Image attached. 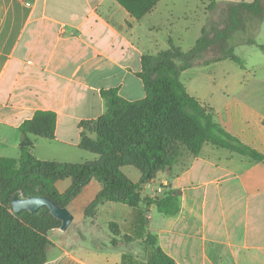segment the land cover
Wrapping results in <instances>:
<instances>
[{
    "label": "crops",
    "instance_id": "1",
    "mask_svg": "<svg viewBox=\"0 0 264 264\" xmlns=\"http://www.w3.org/2000/svg\"><path fill=\"white\" fill-rule=\"evenodd\" d=\"M176 1L160 0L137 21L115 0H0V158H19V127L41 111L53 113L56 123L52 140L28 136L37 160L94 161V155L79 148L80 124L106 112L100 93L117 89L127 101L143 99L137 74L144 55H156L170 45L181 49L179 32L191 28L196 30L194 45L211 2L253 0H204L186 11L178 9ZM258 30L263 41L256 43L264 45V18ZM261 54L260 63L250 64L235 53L243 66L223 61L192 68L180 81L226 133L264 157ZM156 182L158 186L153 182L144 187L152 186L155 197L169 190L182 192L178 215H163L153 229L148 227L153 222L149 217L145 229L157 236L176 264H264L263 162L204 145L181 171L172 176L160 173ZM70 184V179L58 181L55 189L63 194ZM101 189L92 179L68 203L65 208L73 220L65 231L48 232L44 264H122V257L132 254L135 242L113 248L107 221L97 214L84 215ZM159 189L163 193H157ZM144 209L155 207L140 205L141 213ZM125 232L129 234L121 229Z\"/></svg>",
    "mask_w": 264,
    "mask_h": 264
},
{
    "label": "trees",
    "instance_id": "2",
    "mask_svg": "<svg viewBox=\"0 0 264 264\" xmlns=\"http://www.w3.org/2000/svg\"><path fill=\"white\" fill-rule=\"evenodd\" d=\"M115 1L138 21L160 0ZM215 7L223 12L221 23L209 33L203 28L192 49L184 52L170 45L156 55L142 57L137 77L144 87L143 99L127 101L118 95L117 89L100 93L106 112L96 121L80 124L79 148L94 155V161L69 164L37 160L31 153L33 143L28 136L52 140L56 117L50 112L37 111L21 124L24 145L20 147L19 158H0V264H44L50 246L47 234L60 227V222L46 208L34 214H13L9 207L13 197H44L65 208L92 179L102 189L86 208L85 217L97 214L99 219L107 221L113 248L122 242L136 241L143 248L144 263L124 255L122 264H176L161 249L157 236L146 232L147 223L140 205L154 206L164 216H176L180 212L182 192L169 190L161 198H141L143 187L158 172L171 175L179 159L185 155L188 160L198 156L204 145L264 163L260 153L226 133L180 81L184 71L196 67L223 61L243 66V60L235 56V48L229 41L235 33L246 31L247 19L256 22V29L259 27L264 18V0L211 2L206 10L210 12ZM245 45L264 53V45L253 39H248ZM87 125H93L94 139L89 138ZM124 166L139 171L136 183L120 172ZM66 179L71 184L66 192L59 194L55 183ZM98 207L100 210L96 212ZM121 229H127L129 234H122Z\"/></svg>",
    "mask_w": 264,
    "mask_h": 264
},
{
    "label": "rangeland",
    "instance_id": "3",
    "mask_svg": "<svg viewBox=\"0 0 264 264\" xmlns=\"http://www.w3.org/2000/svg\"><path fill=\"white\" fill-rule=\"evenodd\" d=\"M203 3L202 1L204 0H177L176 4L178 9L186 11V10H194L197 3L198 2ZM205 5L209 4V1H205L204 2ZM200 10H203V7L201 6L199 8ZM207 16L205 19V25L204 28L207 30V32H210V29L213 27H217L219 25V23H221L222 18H223V12L221 11L220 8H213L212 11L210 12H206ZM183 24V23H182ZM256 22L255 21H251L249 19L246 20V31L245 32H238L235 33L232 38L229 41V44L231 46H233L234 48L236 47V54L241 57L244 58L245 61H249L250 64L251 63H260L259 58L262 56V54L260 53V51H258L257 49H255L254 47H248V49H245L244 47H242L243 45L246 44V41L248 39H253L255 42L257 43H262V38L260 36H258V28H255ZM179 32V31H177ZM179 35L181 36L180 39V47L182 49V51H188L190 49L193 48V43H194V39L196 36V30L195 28H191L189 31H184L182 30L181 32H179ZM246 46V45H245ZM235 51V49H234ZM240 58V59H241ZM198 68V67H196ZM198 70V69H197ZM203 72H207L208 69L207 68H202L201 69ZM199 71V70H198ZM199 72H197L196 74L193 73L194 75H197ZM198 79V78H197ZM183 82H186V75L183 76L182 78ZM86 130H87V134L89 136V138L94 139L95 138V134H94V129H93V125H87L86 126ZM188 163V156L185 155L183 158L179 159V162L175 168V172L173 171V173L169 176H172L174 173L181 171ZM120 172L131 182H136L137 179L140 178V173L138 170H136L133 167L130 166H124L120 168ZM160 173L166 174L164 172H158L155 175L154 180L151 183H156V186H158L159 182H156V178L157 176H159ZM145 187V186H144ZM141 190V198H145V197H155V194L153 192V187L149 186L146 189ZM155 190V189H154ZM157 193L162 192L160 189L156 190ZM161 193V194H162ZM159 198H161V196H158ZM143 219L146 223L149 222V217H152V223L150 225H148L149 229H153L156 223V219H160L163 217V215L159 214L155 209L152 211L147 212L145 209L143 210ZM101 239H103V236H101ZM122 244L127 245V243L122 242ZM49 249H47L48 251ZM131 251L132 254L128 255L130 257H132L134 260H136L139 263H144L145 262V255L143 252V248L140 244L139 241H136L134 244L131 245ZM47 253V252H46Z\"/></svg>",
    "mask_w": 264,
    "mask_h": 264
},
{
    "label": "water",
    "instance_id": "4",
    "mask_svg": "<svg viewBox=\"0 0 264 264\" xmlns=\"http://www.w3.org/2000/svg\"><path fill=\"white\" fill-rule=\"evenodd\" d=\"M22 142L20 146H23ZM10 210L13 214L18 215L22 212L31 214L36 213L42 208H46L49 214L60 222L59 230L65 231L73 220L72 215L66 208H61L55 205L51 200L44 197H13L9 204Z\"/></svg>",
    "mask_w": 264,
    "mask_h": 264
}]
</instances>
